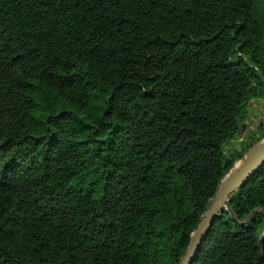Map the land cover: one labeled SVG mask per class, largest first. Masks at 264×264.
I'll return each mask as SVG.
<instances>
[{"label":"trees","instance_id":"1","mask_svg":"<svg viewBox=\"0 0 264 264\" xmlns=\"http://www.w3.org/2000/svg\"><path fill=\"white\" fill-rule=\"evenodd\" d=\"M264 0H0V264H181L264 139ZM192 264H264V164Z\"/></svg>","mask_w":264,"mask_h":264},{"label":"water","instance_id":"2","mask_svg":"<svg viewBox=\"0 0 264 264\" xmlns=\"http://www.w3.org/2000/svg\"><path fill=\"white\" fill-rule=\"evenodd\" d=\"M264 144V143H263ZM257 147V146H256ZM254 148L249 154L241 159V166L234 164L231 172L223 180L216 197L211 201L210 207L203 217L202 222L198 226L196 232L192 235L190 246L181 264H192L198 249L201 246L208 229L214 224L216 216L220 215L224 209L228 208L230 198L243 185H245L253 175L264 164V146L262 149ZM264 236L261 242H263ZM262 244V243H261Z\"/></svg>","mask_w":264,"mask_h":264},{"label":"rangeland","instance_id":"3","mask_svg":"<svg viewBox=\"0 0 264 264\" xmlns=\"http://www.w3.org/2000/svg\"><path fill=\"white\" fill-rule=\"evenodd\" d=\"M249 115L243 124V129L233 141L227 145V153L240 151L246 142L259 139L262 132L258 130L259 125L264 126V100H252L249 103ZM264 139L256 148L263 145ZM240 161V160H238ZM236 161V162H238Z\"/></svg>","mask_w":264,"mask_h":264},{"label":"bare ground","instance_id":"4","mask_svg":"<svg viewBox=\"0 0 264 264\" xmlns=\"http://www.w3.org/2000/svg\"><path fill=\"white\" fill-rule=\"evenodd\" d=\"M263 146H264V144H263V145H261V146H259V148H258V149H259V150H260V149H262V148H263ZM241 164H242V163H241V161H238V162H237V167L241 166Z\"/></svg>","mask_w":264,"mask_h":264}]
</instances>
